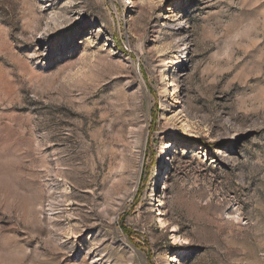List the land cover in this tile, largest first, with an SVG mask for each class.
<instances>
[{"label":"rangeland","instance_id":"obj_1","mask_svg":"<svg viewBox=\"0 0 264 264\" xmlns=\"http://www.w3.org/2000/svg\"><path fill=\"white\" fill-rule=\"evenodd\" d=\"M0 264H264V0H0Z\"/></svg>","mask_w":264,"mask_h":264},{"label":"bare ground","instance_id":"obj_2","mask_svg":"<svg viewBox=\"0 0 264 264\" xmlns=\"http://www.w3.org/2000/svg\"><path fill=\"white\" fill-rule=\"evenodd\" d=\"M164 78L166 79V77L164 76ZM168 82H166V86H167ZM165 147L164 149L162 150L161 154L162 155H167V153L169 152V150H171L172 148H174L173 144L171 143H165L164 144Z\"/></svg>","mask_w":264,"mask_h":264}]
</instances>
